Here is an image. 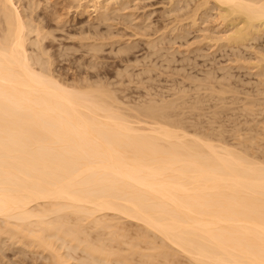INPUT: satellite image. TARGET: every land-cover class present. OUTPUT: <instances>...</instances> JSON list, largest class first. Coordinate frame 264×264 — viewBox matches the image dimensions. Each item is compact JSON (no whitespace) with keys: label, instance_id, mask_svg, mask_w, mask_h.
<instances>
[{"label":"bare ground","instance_id":"1","mask_svg":"<svg viewBox=\"0 0 264 264\" xmlns=\"http://www.w3.org/2000/svg\"><path fill=\"white\" fill-rule=\"evenodd\" d=\"M58 1L0 0V257L5 238L42 264H264V0L160 1L162 28L155 10L135 16L142 0ZM193 31L210 65L196 108L241 112L233 149L187 132L177 99L130 104L131 121L112 83L69 85L51 68L54 46L57 60L94 59Z\"/></svg>","mask_w":264,"mask_h":264},{"label":"rangeland","instance_id":"2","mask_svg":"<svg viewBox=\"0 0 264 264\" xmlns=\"http://www.w3.org/2000/svg\"><path fill=\"white\" fill-rule=\"evenodd\" d=\"M160 1H163L164 3H166L167 0L166 1L165 0H145V1L142 0V1H140V3H139V1H137L135 3V7L138 4L137 8L136 9L133 8L136 11L135 16L140 17L145 12L148 13V11L151 12V11L155 10L154 12H151V14H150V17H149L150 21H152V23H153L152 26L156 25V26H154L155 28H157V26H160L162 28L163 23L165 24L166 21L169 22V20H166L164 22V21H162V19L160 20V17H159L160 14L158 16V11H160L162 9L163 4H164ZM58 2H60V0ZM133 7H134V5H133ZM138 7H139V9H138ZM142 7H144V8H142ZM74 17L77 18V16L75 14H74ZM84 17H86V15H84L83 18ZM69 19L71 20L72 17H70ZM154 22H155V24H154ZM160 27H158V28H160ZM161 28H160V31L162 30ZM123 31L126 32L127 30H123ZM129 31H127L126 33L129 34ZM58 33H59L58 35H60V34L62 35V33H60V32H58ZM158 34H160V32ZM130 35H131V33H130ZM190 35L188 36L189 39H187V41L181 40L182 42L180 43V45H179L180 41H176L175 42L176 45L174 43H173L174 45L173 44L172 45L166 44L165 46L162 45L163 48H161L160 46L156 47L158 49L150 48V46L148 48V44H146L145 38L142 37L141 35L140 36L138 35V38H137V36H135V39L133 38L134 37L133 36L132 38L135 40L134 41L135 45L133 46L131 53H128V54L124 53L123 54L121 52L122 55L120 53L117 54V52H116L117 50L116 51L115 50L109 51V49H111V48L116 49V47H118V44H117V46L115 45L114 48L113 47L110 48L109 45H107V46L103 47L104 50L101 51V53L99 52L100 54L97 53L99 56V57L98 56L97 57L101 58L100 60H98L97 57L93 59V57H95V56L90 58V56H92V54L90 53L91 55L88 56V55H85L83 51L82 52L77 51L76 53L74 52V54L72 53L74 55V56L72 55L73 58H72V56L70 57L67 55L68 58H66L64 56H59V57H63L65 60L63 58H62L63 59L62 61H61V59L57 60V55H54V52H56V47L54 46L53 48H51L52 50L49 49L50 53L51 54L53 53V56H54V57L52 56L54 58L53 60H55V63L52 62L53 66L51 68L53 70V73L56 72V73H54V75L60 73V74H58V76H61L63 79H65L64 82L65 83L67 82L69 85H71V82L74 85L76 82H78L77 85H81L80 84L81 82H82V85H84L85 82L87 84H89L91 82V80H92V82H98V81L101 82L102 80H105V83H107V82L109 84L112 83L113 85L112 84L111 85L108 84V85L111 88H113V89H111V91H113V90H114V92L117 91V94L115 93L116 94L115 96L118 98L117 100L119 101V104L120 105L124 104L121 106H123L122 107L123 109L124 108L127 109L126 113H129V114L131 113L133 115L132 117L135 116L134 118H132V117L129 118L131 121L138 120V117L136 116V114L134 115V111H132L134 107H137V105L138 106H140L142 104L144 105V103L150 102V101L161 103V101L167 102V101H173V100L177 99L175 102L177 104H179L180 108H182L181 118L183 117V119H184L183 123H186V124H184V125H186V127L184 125L183 126L186 128V129L185 128L184 129L187 132L194 134L200 138H204V139H208V140L210 139L211 142L214 144H218L221 146H227V147L233 149V148H235V146L233 145L234 143L231 140L230 135H232L231 134L232 131L234 132V130L242 127V126L235 125V123L242 118L241 116H239L241 114V112L239 110H237L238 113L235 111L236 114L240 117V118L238 117V120H236V118H237V116H235L236 114L233 115L236 117V118H234L233 116H231V114H230L231 112L222 113V114H219L216 116L215 112L217 110L215 107H213V104L210 103L209 101L205 102V103L203 102L204 104L201 105L202 106L201 109H199L200 106L199 107L197 106V108H196V100H198L197 98L200 96V94L201 95L205 94V90H199V88L196 85L201 80V78L203 77V74H204L203 70H207L208 68H210L209 67L210 65L208 64L209 63L208 61H206L202 58H199V57L196 58V45H195L196 44V32L193 31ZM123 38H128V35L126 37H123ZM132 38H130V39H132ZM184 42H186V43H184ZM64 43H66V40ZM67 43L69 44V42H67ZM136 47H137V49H135ZM146 47L149 49L148 51H147ZM153 49L156 52H157V50H160V49H161V51H159L156 54V52ZM164 49H165V51H164ZM135 51H137V52H135ZM174 51H176V54H172ZM104 52H106V53H104ZM111 52H113V54H114V52H116V53L113 55V54H111ZM81 53H83L85 56ZM102 53L104 55H102ZM143 53H145V54H143ZM153 53L156 55H154ZM170 53L172 54V56L174 55L173 56L175 58L174 60L171 59ZM205 53H208V51ZM87 54H89V53L87 52ZM105 54H107V55H105ZM116 54L119 55V57L120 56L121 57L119 58ZM146 54H147V56L149 55L148 56L149 58L146 56ZM69 55H71V54H69ZM100 55H101V57H100ZM133 55H135L136 57L135 56L133 57ZM152 55H153V57H151ZM167 55H169L168 58H166ZM86 56H87V58H86ZM141 56H144L143 57L144 59L141 58ZM161 56L163 58H161ZM78 57H80V58H78ZM145 57H147V58H145ZM150 58H151V60H150ZM153 58L157 61V63L154 62L155 60ZM169 58L171 59V61H168ZM72 59H73V61H71ZM133 59L134 60L137 59L139 64L138 63L135 64V61ZM145 59L147 62H145ZM186 59H188V61ZM206 59H208V58H206ZM119 60L120 61L122 60V61L120 62ZM123 60L125 61V63ZM79 61H80V63H79ZM141 61H143V62H141ZM164 61H166V63H164ZM89 62H93V64H94V66H92L93 68L92 67L90 68L92 63H89ZM147 63H151V64L154 63V64H153V66L149 64L150 65L149 66ZM102 64L103 65L105 64V65L103 66ZM158 64H160L159 67H158ZM100 65L102 67H100ZM144 65H145V68H144ZM96 67H99V68H96ZM128 67L131 70H128L127 69ZM140 67H141V70H140ZM146 67H148V68H146ZM53 68L55 69V71ZM142 68H144L145 70ZM122 69H125V73H126L125 75H123L124 70H122ZM126 69H127V71H126ZM143 71L145 72V74L142 73ZM146 71H147V73H146ZM118 73H119V75H118ZM137 73H138V75H137ZM95 74L97 76H95ZM132 74H133V76H132ZM115 75H118L117 76L118 78ZM85 76L87 77L88 81L86 80ZM140 76H142V77H140ZM120 77H121V79H120ZM80 78H81V82L79 81ZM98 78H99V80H98ZM94 79H96V80H94ZM59 80H62V79L59 78ZM89 80H90V82H89ZM139 81H141V82H139ZM92 84H94V83H92ZM180 93H181V95H180ZM196 94H198L199 96ZM178 96L181 98L178 99L179 98ZM184 99H186V100H184ZM182 103H184V104H182ZM127 104L129 106H127ZM130 104L134 107L132 108V106H130ZM234 113L232 111V114H234ZM139 118H142V117L139 116ZM217 119H218V121H217ZM230 121H231V123H230ZM220 131H222V132L225 131L224 132L225 140H218L217 137L215 138L212 135L215 133L218 134ZM206 135H209V136H206ZM210 135H212V136H210ZM256 160L259 162H264V160H261V159H256ZM134 224L135 223H130V222H127V223L124 222V224L122 223V225L126 229L128 235L131 236L132 238L135 237V234L140 227L139 225H137V224L134 225ZM3 239L4 240H3V244H2V249H3L2 253L5 257H0V258L6 264H42L43 261L39 257L40 255H35V254L31 255V254H29V253L27 254L25 252H24L25 254H23L21 252V249H22L21 247H18L16 245H11L10 241L6 240L5 238H3ZM178 259L181 262V264L186 263V259L183 258V256L178 255ZM76 260L72 259V261H76Z\"/></svg>","mask_w":264,"mask_h":264}]
</instances>
